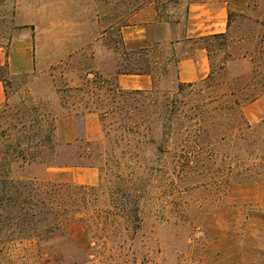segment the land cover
I'll return each mask as SVG.
<instances>
[{
  "label": "rangeland",
  "instance_id": "obj_1",
  "mask_svg": "<svg viewBox=\"0 0 264 264\" xmlns=\"http://www.w3.org/2000/svg\"><path fill=\"white\" fill-rule=\"evenodd\" d=\"M221 1L226 37L178 44L190 0H76L85 42L31 73L0 72V142L35 145L53 130L61 145L8 176L50 181L62 220L33 252L5 242L2 207L0 264H264V94L248 102L264 85V0ZM148 4L160 18L124 40ZM196 46L209 74L180 83L177 63ZM118 71L150 72L151 89L120 90ZM87 169L94 184L73 178Z\"/></svg>",
  "mask_w": 264,
  "mask_h": 264
},
{
  "label": "crops",
  "instance_id": "obj_2",
  "mask_svg": "<svg viewBox=\"0 0 264 264\" xmlns=\"http://www.w3.org/2000/svg\"><path fill=\"white\" fill-rule=\"evenodd\" d=\"M76 0H0V67L8 77L28 74L65 59L76 50V41H86L85 20L75 15ZM183 34L174 41L197 40L227 31L228 4L221 0H190ZM158 21L155 7L148 4L132 15L129 24L121 27L124 40H142L147 26ZM81 29L83 32L81 34ZM88 39L90 34L87 32ZM82 36V39H81ZM209 74V59L203 46L194 47L177 63V78L189 84ZM120 90H149L151 77L147 74H119ZM4 100V84L0 81V103ZM90 126H87L89 131ZM78 182L97 181L91 170L73 171ZM81 173V175H80ZM90 174V177L86 175ZM83 179V180H82Z\"/></svg>",
  "mask_w": 264,
  "mask_h": 264
},
{
  "label": "trees",
  "instance_id": "obj_3",
  "mask_svg": "<svg viewBox=\"0 0 264 264\" xmlns=\"http://www.w3.org/2000/svg\"><path fill=\"white\" fill-rule=\"evenodd\" d=\"M158 17L160 18L159 15ZM225 37L224 33L202 37L198 40H218ZM0 72L6 73L4 67H0ZM119 74H147L153 80L150 72L118 71L117 75ZM0 81L3 84L6 82L1 75ZM262 94H264V85L260 86V90L248 102L255 101ZM52 131H47L44 139L35 145L21 146L20 142L13 143L5 140L0 142V209L6 207L8 210L6 226L9 238L5 242L12 244L14 241L24 240L33 252L37 251L36 248L40 242L48 240L52 233L61 229L62 220H60L59 212L52 206L56 190H53L54 185L50 181L42 182L36 178L15 181L8 176V172L12 162L45 163L47 161L45 159H50L55 149L61 146L53 142ZM85 144L88 146V150L90 142H85ZM65 146L69 147L70 144L67 143ZM43 148L48 151L47 154L41 151ZM3 243L0 242V244Z\"/></svg>",
  "mask_w": 264,
  "mask_h": 264
}]
</instances>
